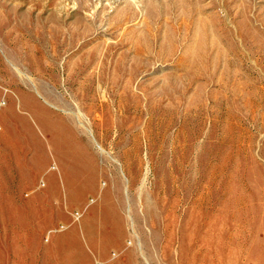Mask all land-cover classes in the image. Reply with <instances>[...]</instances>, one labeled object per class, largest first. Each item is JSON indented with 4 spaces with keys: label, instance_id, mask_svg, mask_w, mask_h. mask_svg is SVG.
Here are the masks:
<instances>
[{
    "label": "rangeland",
    "instance_id": "374dc122",
    "mask_svg": "<svg viewBox=\"0 0 264 264\" xmlns=\"http://www.w3.org/2000/svg\"><path fill=\"white\" fill-rule=\"evenodd\" d=\"M7 226L264 264V0H0V263Z\"/></svg>",
    "mask_w": 264,
    "mask_h": 264
},
{
    "label": "crops",
    "instance_id": "0c3cea01",
    "mask_svg": "<svg viewBox=\"0 0 264 264\" xmlns=\"http://www.w3.org/2000/svg\"><path fill=\"white\" fill-rule=\"evenodd\" d=\"M2 230L7 235L6 243L20 248L6 250L5 261L0 264H93L85 248L95 242L91 227L70 232L23 226H7Z\"/></svg>",
    "mask_w": 264,
    "mask_h": 264
},
{
    "label": "built area",
    "instance_id": "2783aa9c",
    "mask_svg": "<svg viewBox=\"0 0 264 264\" xmlns=\"http://www.w3.org/2000/svg\"><path fill=\"white\" fill-rule=\"evenodd\" d=\"M76 217L78 216L77 213H75Z\"/></svg>",
    "mask_w": 264,
    "mask_h": 264
}]
</instances>
